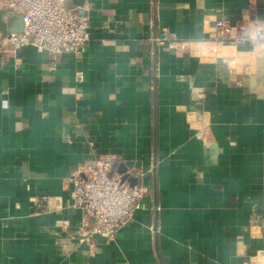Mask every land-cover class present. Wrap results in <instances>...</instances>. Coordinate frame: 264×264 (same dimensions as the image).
I'll return each instance as SVG.
<instances>
[{"label": "crops", "instance_id": "0c3cea01", "mask_svg": "<svg viewBox=\"0 0 264 264\" xmlns=\"http://www.w3.org/2000/svg\"><path fill=\"white\" fill-rule=\"evenodd\" d=\"M3 1L0 48L23 25ZM67 4L90 19L82 57L0 51V264H264V0ZM103 156L151 191L90 244L69 174Z\"/></svg>", "mask_w": 264, "mask_h": 264}, {"label": "built area", "instance_id": "2783aa9c", "mask_svg": "<svg viewBox=\"0 0 264 264\" xmlns=\"http://www.w3.org/2000/svg\"><path fill=\"white\" fill-rule=\"evenodd\" d=\"M67 0H4L6 7L23 18L21 31L8 32L0 51L14 54L18 49L33 45L39 52L50 55L53 69L60 57L72 51L77 58L84 55L90 39V19L71 9ZM223 23L217 21V28ZM174 37L167 27H162L157 42ZM77 80L82 81L79 74ZM114 159L108 156L95 158L93 164L82 165L69 174L70 207L79 212L77 234L80 241L94 243L93 235L100 234L108 240L129 223L137 210L138 202L151 188L137 182L131 185L122 181V174L113 170ZM141 175V173H138ZM42 206L41 203L38 204Z\"/></svg>", "mask_w": 264, "mask_h": 264}, {"label": "water", "instance_id": "95a60500", "mask_svg": "<svg viewBox=\"0 0 264 264\" xmlns=\"http://www.w3.org/2000/svg\"><path fill=\"white\" fill-rule=\"evenodd\" d=\"M66 4H67V2H66ZM67 6H68V4H67ZM8 11H10V10L8 9ZM14 15H16V13L11 12L9 17H14ZM20 17L22 18V16H20ZM22 20H23V18H22ZM23 27H24V22H23V25L20 26V27H16V28L10 27V28H12L10 30L11 31H21L23 29ZM153 161L154 162H153L152 175H153L154 208L157 209V189H158V183H157V172H158L157 162H158V158H157L156 144H155V149H154V160ZM118 173L122 174V181H128V182H130L131 185L136 184L137 181H138V178L136 176H134V175H132L131 173L128 172L127 166H125V165H120ZM93 238L99 243H104V242L107 241V238L101 236L100 234L93 235Z\"/></svg>", "mask_w": 264, "mask_h": 264}, {"label": "clouds", "instance_id": "9594fccd", "mask_svg": "<svg viewBox=\"0 0 264 264\" xmlns=\"http://www.w3.org/2000/svg\"><path fill=\"white\" fill-rule=\"evenodd\" d=\"M251 27L254 29L251 39L253 41L257 40L258 38H264V23L262 24H252ZM259 48L264 50V45H260Z\"/></svg>", "mask_w": 264, "mask_h": 264}]
</instances>
